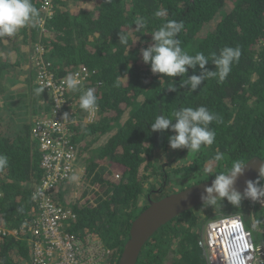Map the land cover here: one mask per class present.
<instances>
[{
    "label": "trees",
    "instance_id": "trees-1",
    "mask_svg": "<svg viewBox=\"0 0 264 264\" xmlns=\"http://www.w3.org/2000/svg\"><path fill=\"white\" fill-rule=\"evenodd\" d=\"M46 2L33 0L39 10L35 25L0 38V154L8 157L7 166L0 168V220L20 227L37 215L31 192L43 176L46 152L34 130L60 116L64 121L45 90L39 95L34 92L41 88L35 56L49 65L58 81L87 67L91 77L82 86L96 89L97 117L92 119L80 109V93L68 89L64 110L69 122L62 123L61 132H51L50 139L59 146L61 138L69 137L79 158L89 155L83 175L89 186L81 190L78 200L67 203L71 184L61 183L55 190L56 200L65 201L62 206L76 214L67 231L98 235L113 251L110 263L118 264L132 223L150 199L160 200L212 180L234 160L264 159V0H50L49 10ZM158 10H166L167 15L155 17ZM137 16L148 20L147 28L135 29ZM168 20L183 21L185 29L178 39L190 55L202 52L210 57L226 46L241 49L239 62L223 83L213 78L193 93L179 85L199 74V66L195 72L189 69L182 77L168 78L154 75L150 65L143 63L140 49L152 43V31ZM119 32L129 34L127 46L119 43ZM37 47H42L44 55L36 52ZM207 68L215 70L211 61ZM170 79L178 91L168 90ZM199 106L222 120L210 125L216 132L212 145L195 153L173 150L168 143L171 130L152 132L151 123L158 115L171 117L180 108ZM72 114L75 117L70 119ZM113 130L115 134L101 142ZM217 150L224 159L213 163ZM170 157L172 161L163 159ZM145 162V175L140 176ZM107 166L113 169L110 174L123 172L122 176L108 179ZM246 203L251 206L245 200L234 208L225 200L218 211L209 207L204 212L201 207L180 215L148 241L137 264H207L201 229L222 214H248L251 208L243 210ZM6 240L0 247V262L13 264L11 254L23 252L24 243L12 237Z\"/></svg>",
    "mask_w": 264,
    "mask_h": 264
},
{
    "label": "clouds",
    "instance_id": "clouds-1",
    "mask_svg": "<svg viewBox=\"0 0 264 264\" xmlns=\"http://www.w3.org/2000/svg\"><path fill=\"white\" fill-rule=\"evenodd\" d=\"M155 17L161 18L167 15L166 10H158ZM39 10L34 5L33 0H0V38L12 37L21 28L29 25H35L38 22ZM135 29L143 30L148 26V20L145 17L137 16L135 21ZM185 29L183 21L168 20L151 33L152 43L140 49V56L146 65H150L151 72L163 77L175 78L182 77L188 73L189 69L193 72L199 66V74L188 76L187 79L181 80L179 87L187 88L191 92L197 89L207 80L215 78L219 83H223L231 73L234 63H238L242 55L239 47H224L219 54L213 52L210 57L205 56L202 52L190 55L181 47V41L178 39L179 34ZM119 43L127 46L129 44V34L119 32ZM215 66V70H209L207 65ZM67 89L73 92H79V107L89 114L95 112L98 108V99L96 89L94 87L84 88L83 82L78 73H69L64 78ZM169 91H178L175 80H169ZM35 94L39 95L44 92L43 88L34 89ZM69 118L65 113L64 119ZM221 123V118L211 112L205 106L199 107H183L172 113L171 117L158 115L154 122L151 123L152 132H165L171 130L173 135L169 136L168 143L171 149H187L189 152H199L202 146L212 145L216 139V132L210 125L213 122ZM81 159V156H80ZM224 154L219 150L215 153L212 160L213 163L221 162ZM8 157L0 154V168L6 167ZM249 164L243 160L237 159L232 161L231 166L226 172L221 171L214 175L210 185L204 187L200 199L204 208H213L220 210L226 200L234 208L242 205L243 201L250 200L264 204V160H259L257 168V178L255 180L248 179L245 181L243 191L237 188V182L245 175ZM75 179V177H73ZM35 185V184H34ZM33 185V188H34ZM1 197H2V192ZM0 197V199H1ZM218 201L221 203L218 204ZM233 216V218L242 219L241 213H228L219 215L206 223L215 221L221 217ZM0 222H3L0 220ZM7 226V225H6ZM9 227V229L17 227ZM206 231V228L204 229ZM252 240L254 241L252 231ZM205 231L202 232V239ZM261 233L264 234V218ZM12 237V236H9ZM260 242V241H259ZM256 244V242L254 241ZM263 245L262 243L256 244ZM23 252L19 250L13 251L12 255L17 253H26L28 246L24 243ZM205 255V253H204ZM12 257V256H11ZM13 261V259H12ZM2 264V262H0ZM14 264V261H13Z\"/></svg>",
    "mask_w": 264,
    "mask_h": 264
},
{
    "label": "built area",
    "instance_id": "built-area-1",
    "mask_svg": "<svg viewBox=\"0 0 264 264\" xmlns=\"http://www.w3.org/2000/svg\"><path fill=\"white\" fill-rule=\"evenodd\" d=\"M45 5L49 10L50 0ZM40 50L44 51L42 47H37V51ZM37 65L40 66L37 84L45 90L47 98L56 104L55 113L64 116L63 110L69 115L64 110V97L68 90L65 80H55L49 65L43 62ZM74 73L79 74L83 84L91 77L90 70L83 66ZM73 117L74 114L70 119ZM61 120L60 116L34 130L35 136L41 138L42 149L46 152L42 163L43 176L31 192L38 209L37 215H32L31 219L13 229L0 222V247L9 236L28 246L24 254H11L14 264H111L113 251L103 245L98 235L87 233L82 236L67 231L68 223L76 219V214L56 200L55 190L60 184H72L73 177L76 181L82 173L81 164H78L81 159L77 151H74L70 138H61L59 146L54 145L50 139L51 132H61L62 123L69 122L68 118L63 122ZM119 178L120 175H116V179ZM202 246L207 264H264V244L257 246L254 243L251 232L240 218L226 216L208 223Z\"/></svg>",
    "mask_w": 264,
    "mask_h": 264
},
{
    "label": "water",
    "instance_id": "water-1",
    "mask_svg": "<svg viewBox=\"0 0 264 264\" xmlns=\"http://www.w3.org/2000/svg\"><path fill=\"white\" fill-rule=\"evenodd\" d=\"M259 160L264 159L254 157L246 163L249 164L248 169L245 175L237 182V188L241 191L245 187L246 180H255L257 178ZM212 180L204 181L180 192L169 194L160 200L153 201L150 199L149 206L132 223L129 240L125 244L118 264H137L148 241L163 226L188 211L200 210L203 207L200 199L201 193L205 186L211 184ZM250 202L253 206H264L262 203ZM204 209V207L201 208V210Z\"/></svg>",
    "mask_w": 264,
    "mask_h": 264
},
{
    "label": "rangeland",
    "instance_id": "rangeland-1",
    "mask_svg": "<svg viewBox=\"0 0 264 264\" xmlns=\"http://www.w3.org/2000/svg\"><path fill=\"white\" fill-rule=\"evenodd\" d=\"M49 15H52V13L49 12ZM215 25L216 24L213 23L211 27H214ZM36 52H37V49H36ZM44 53L45 52L42 51V50L39 51L40 56L44 55ZM38 58H39L38 55H36L35 58H34L35 65H37V63H38V61H37ZM89 116L93 119V118L97 117V112H93V114L92 115L89 114ZM125 120H126V117L122 118V122H124ZM115 132L116 131L113 130L111 133H108V134L104 135L102 137V139H101V142L108 140L113 134H115ZM187 158H189V157L187 156ZM88 159H89V155L85 154L84 156L81 157V161L78 162V164H81L82 173L79 175L78 180L74 181V179H73L71 181L72 184L70 186V190L72 192L65 195V197L67 199V201H66L67 203H72L73 201H76V199L78 200V198L81 195V190H85L89 186V184L83 178L84 172H86V168H87V165H88ZM159 159H161V158L159 157ZM163 159H165V160L170 159V161H172L173 160V157L163 158ZM157 162L160 163L159 161H157ZM178 162H179V160L175 161V163H178ZM145 166H146V162L141 166V169H140V172H139L140 173V176L141 175L142 176L145 175L144 174V172H145ZM163 166L168 167L170 165L164 164ZM173 167H177V165L176 166H173ZM112 170L113 169L111 167H108L107 166V169L105 171L106 176H108V179H110L112 181L116 179V175H120V177H121L122 174H123V172H116V174L115 173L110 174V172ZM148 174H149V172H148ZM146 187H149V184L146 183ZM63 203H65V201L62 202L61 204H63ZM253 207H255V206H253L251 204V206L249 207L248 203H246L243 210L246 212V211H248L249 208H251V209L249 210L248 214L241 213V215L244 218V221L246 223L247 228L252 231L253 238H254V241L256 242V244H259V243L264 244V234L261 233V228L263 227L264 206H262V205H256L257 208L255 210L253 209ZM204 212H206V208H205V211ZM206 227H207V225H205L201 229V232H204L205 231L204 229Z\"/></svg>",
    "mask_w": 264,
    "mask_h": 264
}]
</instances>
